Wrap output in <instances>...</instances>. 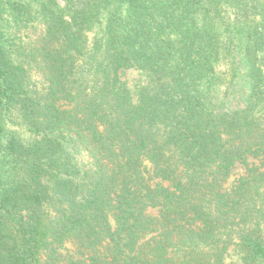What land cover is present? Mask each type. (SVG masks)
Listing matches in <instances>:
<instances>
[{
	"label": "trees",
	"instance_id": "1",
	"mask_svg": "<svg viewBox=\"0 0 264 264\" xmlns=\"http://www.w3.org/2000/svg\"><path fill=\"white\" fill-rule=\"evenodd\" d=\"M233 252L264 264V0H0V264Z\"/></svg>",
	"mask_w": 264,
	"mask_h": 264
},
{
	"label": "rangeland",
	"instance_id": "2",
	"mask_svg": "<svg viewBox=\"0 0 264 264\" xmlns=\"http://www.w3.org/2000/svg\"><path fill=\"white\" fill-rule=\"evenodd\" d=\"M7 20V18H6ZM105 19L103 18L101 25L95 24L91 27L90 30H88L87 33V37L88 39H92L93 37H99L102 30H103V24H104ZM6 22V21H5ZM3 23V25H5V27L2 29L3 30V35H5L4 37H12V35L14 34V30L15 28L13 27V24H11L10 22H6ZM7 25L13 27L12 30H8ZM31 79L33 82L38 83V78L36 76V74L34 72L31 73ZM122 80L126 83V85L128 86L130 91H135L136 88H138L142 83H143V77L141 76V74L139 72H135V71H126L125 74L122 76ZM15 131V133L17 134V136L19 137V139H21L24 142L29 141L30 136L23 131L21 128H14L13 129ZM243 172V168H241V166H239L238 164L235 166V168L233 169V174L229 180V183L227 185L230 186L231 183L237 179L239 177V175ZM73 252V245L71 243H65L63 245L62 248L58 249V253L61 255H70ZM236 252H233L232 256H230L228 258V262L229 264H240V256L235 254ZM42 261L46 262L48 264V260H47V255L46 253L43 254L42 256Z\"/></svg>",
	"mask_w": 264,
	"mask_h": 264
}]
</instances>
